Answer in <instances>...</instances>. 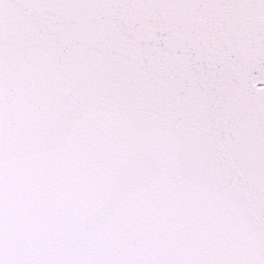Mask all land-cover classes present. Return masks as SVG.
<instances>
[{"label": "snow or ice", "instance_id": "snow-or-ice-1", "mask_svg": "<svg viewBox=\"0 0 264 264\" xmlns=\"http://www.w3.org/2000/svg\"><path fill=\"white\" fill-rule=\"evenodd\" d=\"M0 264H264V0H0Z\"/></svg>", "mask_w": 264, "mask_h": 264}]
</instances>
